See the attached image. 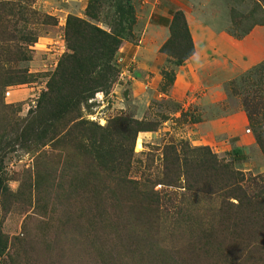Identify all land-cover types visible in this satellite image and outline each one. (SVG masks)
Here are the masks:
<instances>
[{
    "label": "rangeland",
    "instance_id": "obj_1",
    "mask_svg": "<svg viewBox=\"0 0 264 264\" xmlns=\"http://www.w3.org/2000/svg\"><path fill=\"white\" fill-rule=\"evenodd\" d=\"M122 1L0 0V264H264L243 244L264 208L230 207L227 175L264 172V78L241 80L264 62V0H131L130 26ZM176 11L182 65L161 50ZM70 17L124 30L107 79L67 105L49 98Z\"/></svg>",
    "mask_w": 264,
    "mask_h": 264
},
{
    "label": "trees",
    "instance_id": "obj_2",
    "mask_svg": "<svg viewBox=\"0 0 264 264\" xmlns=\"http://www.w3.org/2000/svg\"><path fill=\"white\" fill-rule=\"evenodd\" d=\"M117 9L120 16H127L129 26L134 23L135 16L131 0L119 2ZM120 27L121 31L116 29L115 31L107 32L87 20L78 17L69 18L67 41L73 53L60 64L61 68L58 77L50 83L54 92L52 97L49 98L50 102L56 100L67 105H71L74 102L78 103L83 98L87 99L88 95H86V92L90 93L94 86L102 84L107 79V76L112 71L110 63L121 42L122 37L120 32L124 30V27L122 25ZM171 31L172 37L162 46L161 50L170 56H179L177 63L182 65L191 53L193 44L189 38L188 27L180 11H176L173 16ZM179 31L183 34L185 33V38L187 36L186 48L183 51H174L172 49V42L177 37ZM163 74L167 78L169 72L164 71ZM255 77H259V83H255V85H260L262 81L260 78H264V62L249 70L241 80L245 84H249L253 82V78ZM79 81L81 83L77 85ZM71 86L77 87L79 91L72 92V94L64 91L67 87ZM232 86L235 87V84L233 83ZM74 97H77V99L73 101ZM246 110L250 121L257 126L260 121L257 119V112L259 110H256V106L253 107L248 102H246ZM256 138L264 153V128L256 129ZM233 152L239 154L240 149L236 148ZM227 175H229V187L242 184V187L234 189L238 203L229 202L228 205L230 207L235 206L244 213L249 209L260 211L264 208V172L253 177H246L228 169ZM240 223L237 227L242 228L243 225ZM241 233L243 234L242 231ZM238 238H244V235H239ZM247 238L243 239V244L245 245L247 242H255L254 246L264 244V236L258 235ZM246 253L243 252L241 258H245Z\"/></svg>",
    "mask_w": 264,
    "mask_h": 264
},
{
    "label": "built area",
    "instance_id": "obj_3",
    "mask_svg": "<svg viewBox=\"0 0 264 264\" xmlns=\"http://www.w3.org/2000/svg\"><path fill=\"white\" fill-rule=\"evenodd\" d=\"M121 59L122 58H119L118 61L121 60ZM127 72H128V69L126 71L122 70V73H127Z\"/></svg>",
    "mask_w": 264,
    "mask_h": 264
}]
</instances>
